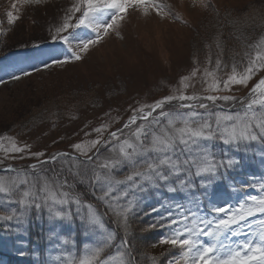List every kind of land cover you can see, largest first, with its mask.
Wrapping results in <instances>:
<instances>
[{
  "label": "snow or ice",
  "instance_id": "1",
  "mask_svg": "<svg viewBox=\"0 0 264 264\" xmlns=\"http://www.w3.org/2000/svg\"><path fill=\"white\" fill-rule=\"evenodd\" d=\"M191 3L231 30L205 43L203 59L193 53V67L169 94L138 102L115 130L120 118L105 113L109 119L86 124L70 150L33 151L18 136L0 135V231L18 238L19 256L29 255L24 238L38 224L46 245L41 264H143L145 257L161 264L136 243L152 231L161 233L152 247L168 246L164 264H264V219L250 220L264 217V195L246 191L264 192V177L244 172L247 160L264 165V3L223 15L211 0ZM55 4L12 0L0 37L22 18L19 6ZM58 11L45 29L49 58L41 66L25 58L0 85L84 62L110 36L125 38L132 13L189 24L168 0H70ZM29 46L40 43L20 45ZM198 79L201 91L189 92ZM235 86L249 91L224 94ZM49 116L55 126L58 113ZM24 159L34 162L7 163Z\"/></svg>",
  "mask_w": 264,
  "mask_h": 264
},
{
  "label": "rangeland",
  "instance_id": "2",
  "mask_svg": "<svg viewBox=\"0 0 264 264\" xmlns=\"http://www.w3.org/2000/svg\"><path fill=\"white\" fill-rule=\"evenodd\" d=\"M0 2V20H6V12L11 10L12 0ZM168 2L189 22L188 25L169 20L161 21L156 17L146 21L140 18L138 13H132L123 29L125 38L120 40L114 35L110 36L91 52L84 62L70 65L66 70L53 68L34 74L21 82L0 85V135L18 136L21 142L31 144L33 151L47 150L51 153L70 150L69 146L83 137L84 131L87 130L86 124L95 127L109 119L105 113L111 111L112 117L120 118L119 123L113 124L115 130L127 120L131 115L130 108L138 106V102L151 103L169 94L179 76L186 74L193 67V53H197L200 46L199 55L204 58V45L209 43L211 37L199 35L198 32L207 28L212 15L210 9L193 7L191 0ZM251 2L259 3L260 0H211L221 12L229 8L243 10ZM56 3L36 8L29 5L19 6L22 18L7 36H4V53L0 55V77L7 80L8 74L16 70L15 65L25 58L37 66H41L40 61L49 58L51 47L50 42L45 43V29L48 23L54 22L58 17V8L67 6L70 0H56ZM45 8H50L52 14L41 13L38 15L42 16L40 22H31L33 16ZM4 27H8L6 23ZM204 38L206 41H203ZM36 41L40 43L39 48L20 47L21 44L31 45ZM255 82L254 79L251 83ZM201 88L198 79L189 92L199 93ZM249 88L235 86L233 93L224 94L245 96ZM43 106L46 109L45 125L22 135L9 132L12 122L22 120L16 118L22 108L27 112H38ZM34 107L37 109L34 110ZM53 111L59 115L55 126V118L49 116ZM69 113L77 118H70ZM15 124L19 125L20 122ZM54 141L58 142L53 143ZM33 162L31 159H24L7 163L15 167H27ZM245 165L246 175L264 177V165L260 163L259 158L247 160ZM246 191L251 195H264V192L258 189ZM232 203L235 204V201ZM253 219L264 217L257 215L250 218ZM140 226L137 225V231ZM152 232L155 236L160 234L159 231ZM17 239L0 231V264H41L46 257V245L40 225L34 224L30 234L24 238V247L29 251V255L21 257L17 254L16 249L21 246L16 242ZM138 239L143 241L142 248L146 246V252L150 255L168 251L167 245H163V249L162 246L152 247V243L157 239L152 240L150 244L141 235ZM32 244L34 246H31ZM144 260L151 264L147 257Z\"/></svg>",
  "mask_w": 264,
  "mask_h": 264
},
{
  "label": "trees",
  "instance_id": "3",
  "mask_svg": "<svg viewBox=\"0 0 264 264\" xmlns=\"http://www.w3.org/2000/svg\"><path fill=\"white\" fill-rule=\"evenodd\" d=\"M262 3H264V0H262V1L260 0L259 3H257V2H251L249 4H255V5L259 6ZM1 5L2 4L0 2V7H1ZM246 8L243 9V10H239L238 12H242V11L246 10ZM46 12H51L50 15L52 14V11L50 10V8H45V9L42 10V12L37 13L36 15H34L33 18L31 19V22L33 20H36V21L40 22L41 19H42V16H39L38 17V15L41 14V13H43V14L46 15ZM223 13L224 12H221L222 15H223ZM211 15H212V17H211L210 21L207 23V28L202 29V30H199V32H198L199 35L201 34L203 36H206L207 38H208V36H210L211 37V40L209 41V43L212 42V37H213V35L218 30H220L222 28H223V30L225 32L231 30L230 28H224L220 24V22L217 20V18L214 15V13H212V11H211ZM21 25L22 24L20 23L19 26H21ZM259 31L260 30H257V35H259ZM203 41H206V38H204ZM3 44H4V37H0V55H2L4 53V46H3ZM231 46H232V44L230 43L229 44V47H231ZM200 50H201V46L199 47V51H198L199 53H200ZM201 59H202V57H201ZM33 109L35 110L37 108L34 107ZM45 110L46 109H45L44 106L41 107V111H38V112L37 111L27 112L26 109L23 110V108H22L20 114H18L17 117H16V118H21L22 119V120H20V119L16 120V122L19 121L20 124L17 125V124H15L16 122L15 123L12 122L9 125V132L10 133H13L14 132L17 135H22V134L30 133V132H32L34 130H37L39 127L45 125V123L47 122L46 119H45ZM146 222H147V219L145 218V223ZM137 225H140V223L138 222ZM154 234H155L154 232H148V233L141 234V236L146 240V242H148L150 244V243H152V240L158 239V237L161 235V233L158 236H155ZM136 243H137V246H138V248L140 250L141 249H145V251H146V249H147L146 246H144L142 248V245H143V241L142 240L138 239L136 241ZM31 246H34V245L32 244ZM161 249H163V246L161 247ZM161 253H167V251L161 252ZM161 253H158V254H153L152 253V254L155 255V256H157L158 258H160L161 264H164V262L169 258V256L168 255H164L163 257H161ZM143 264H148V261L147 260H143Z\"/></svg>",
  "mask_w": 264,
  "mask_h": 264
}]
</instances>
